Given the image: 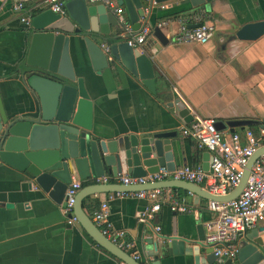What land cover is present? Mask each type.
I'll return each mask as SVG.
<instances>
[{
    "label": "crops",
    "instance_id": "obj_1",
    "mask_svg": "<svg viewBox=\"0 0 264 264\" xmlns=\"http://www.w3.org/2000/svg\"><path fill=\"white\" fill-rule=\"evenodd\" d=\"M41 1L0 0L1 92L9 109L22 116L32 115L39 105L36 95L24 86L18 74L19 66L26 59L28 42L26 27L20 21L23 12L15 11L13 5L22 2L33 10ZM206 3L207 8L199 7L196 12L210 16L215 32L204 44L176 43L173 39L178 31V20L194 13L189 0L157 3L147 12L148 19H140L151 27L164 23L160 28L169 40L161 45L151 33L139 46L152 61L155 92L121 65L110 63L108 55L107 61L99 51L92 57L83 36L78 38V46H70L73 70L84 79L93 99V132L109 138L175 131L172 142L176 168L202 167L205 162L202 154L207 150L199 147L189 135L182 134V128L190 122L180 118L169 103L180 98L190 112L213 118L216 125L226 131L232 129L239 133L244 127L264 122V34L255 40L235 37L236 30L243 24L264 19V0H206ZM123 15L128 21L125 11ZM96 26L98 28L97 23ZM111 29L117 33L120 26L112 25ZM104 38L93 35L100 47ZM74 180L80 181L81 187L95 183L93 177L86 183L72 176ZM197 185L205 195L203 184ZM130 189L128 192H136L135 188ZM164 191L187 205L189 211L174 212L170 202L160 198L155 217L142 221L141 213L151 205L150 200L116 196L108 201L109 220L134 242L141 264L154 261L151 239L163 237L178 242L184 240L185 247L183 243L176 244L175 253L161 258L160 264H195L192 245L183 236L197 239V226L204 229V223L213 217L207 207L209 200L181 188ZM107 196L108 193H98L83 199L82 208L90 219ZM5 203H11L12 207H5ZM61 204L37 185L29 186L27 178L19 171L0 164V264H119V259L97 244L78 222L66 223ZM155 226L160 229L156 231ZM250 231L240 237L239 244L254 242L247 237ZM255 240L260 242L258 248L264 253L260 231Z\"/></svg>",
    "mask_w": 264,
    "mask_h": 264
},
{
    "label": "water",
    "instance_id": "obj_2",
    "mask_svg": "<svg viewBox=\"0 0 264 264\" xmlns=\"http://www.w3.org/2000/svg\"><path fill=\"white\" fill-rule=\"evenodd\" d=\"M154 1L162 3L169 0ZM189 2L194 13L199 7L208 6L206 0ZM117 3L124 7L133 30L137 31L145 25L140 19H148L149 14L145 13L144 7L148 5L151 9V0H117ZM65 9L67 14L61 16L49 8L34 7L30 24L26 28L28 50L26 59L18 68V74L24 86L32 90L38 99L39 107L36 111L32 115L22 116L9 109L0 85V164L22 173L29 186L37 185L58 204L62 203L72 176L86 183L90 177L105 174L143 176L157 171L161 166L169 170L176 169L172 142L176 136L175 131L141 135L130 133L109 138L93 132V99L86 89L84 79L76 76L73 70L70 46H78V38L83 36L91 55L96 56L99 51L105 61L108 55L110 63L121 65L139 78L150 91L155 92L152 61L140 47L128 45V35L122 37L118 18L104 5H90L86 0H67ZM112 25L120 26L117 33L112 31ZM200 25L201 22H198L189 27ZM151 28L152 35L161 45L169 42L158 25L154 24ZM94 34L105 36L101 47H107V51H103L93 39ZM263 34L264 19H261L243 24L236 30L235 37L239 40H255ZM169 106L175 107L178 116L184 121L193 120L189 108L180 98L169 103ZM262 153L264 146L250 157L238 186L225 195H212L207 191L203 195L199 190L201 187L196 183L175 179L134 186L90 183L79 189L73 214L102 248L126 264H141L101 234L82 208L84 198L98 193L128 192L133 187L134 191L181 188L208 200L229 201L240 194L251 165ZM202 158L205 161L202 168L211 172L212 154L205 151ZM4 206L10 208L12 204L5 203ZM263 229V226L251 229V235L247 237L254 242L240 244L236 260H218L215 257L212 246L204 243L203 226H197V239H191L186 234L183 238L192 245L195 264H264V253L258 248L260 242L255 240L258 232ZM172 235L176 236L174 233ZM151 242L154 250L151 254L154 261L151 264H160L161 258L175 253L176 244L183 243L185 247L184 240L178 242L174 238L151 239Z\"/></svg>",
    "mask_w": 264,
    "mask_h": 264
},
{
    "label": "built area",
    "instance_id": "obj_3",
    "mask_svg": "<svg viewBox=\"0 0 264 264\" xmlns=\"http://www.w3.org/2000/svg\"><path fill=\"white\" fill-rule=\"evenodd\" d=\"M67 0H42L40 7L49 8L51 11L65 16V2ZM90 4H102L111 11L121 24V35H128V45L138 48L142 45L152 28L144 25L139 30L132 29L131 24L124 17V9L117 0H86ZM157 3L151 0V6ZM161 5L160 7H162ZM15 11L23 12L20 21L27 28L30 24L32 9L27 8L24 3L16 2L13 5ZM148 5L144 7L145 13L149 12ZM210 16L204 12L187 14L178 20L179 27L174 41L176 43L204 44L211 39L215 26L209 20ZM201 22L200 26L191 28L189 24ZM164 23H159L161 27ZM107 51V47H103ZM190 110V109H189ZM190 124L182 128L184 135H189L196 140L199 147L204 148L212 154L210 164L211 172L204 170L201 166H181L169 170L161 166L157 171L147 173L143 176L132 175H102L94 178L95 183L119 182L123 185H147L166 179L184 180L196 184H203V189L212 195H225L238 186L244 169L250 157L264 146V122L244 127L241 132L217 129L213 118L202 117L194 112ZM80 181H72L65 191L61 204V212L66 217L67 224L77 223L73 214V206L76 195L81 188ZM164 188L143 189L136 192H110L93 211L92 222L98 227L101 234L122 251L128 253L134 260L139 261L140 255L135 250V244L126 237L123 230L116 229L109 220L108 201L114 197L136 196L151 201V205L141 213L140 220L153 219L160 208V198L170 202V209L174 212H187L189 208L168 196ZM208 209L213 217L204 223V243L212 246L215 257L220 259H233L239 252V240L242 235L252 228L262 225L264 227V153H262L251 165L249 175L240 194L229 201L209 200ZM157 231L159 226H155ZM264 239V229L261 231ZM119 264H126L119 260Z\"/></svg>",
    "mask_w": 264,
    "mask_h": 264
}]
</instances>
